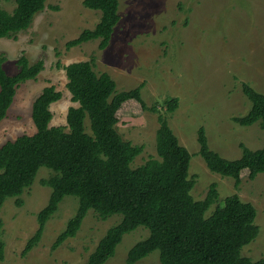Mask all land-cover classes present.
Returning <instances> with one entry per match:
<instances>
[{
    "label": "rangeland",
    "instance_id": "1",
    "mask_svg": "<svg viewBox=\"0 0 264 264\" xmlns=\"http://www.w3.org/2000/svg\"><path fill=\"white\" fill-rule=\"evenodd\" d=\"M15 6V0H0V7L9 11ZM118 11L120 20L104 49L99 48V39L67 46L69 40L100 21L101 11L86 7L83 0H46L29 28L0 38V53L6 55L4 67L9 74L18 71L17 60L22 54L31 63L44 61L37 78L19 86L8 115L0 121V145L35 132L32 105L47 85L53 84L63 93L51 105L52 124L65 125L68 108L77 102L67 87L64 65L94 57L95 71L108 72L117 90L143 84L141 94L147 105H157L169 118L180 143L192 154L189 172L196 179L191 190L195 199L203 198L210 184L217 182L220 204L237 192L256 206L260 231L242 253L253 259L264 257V172L253 179L243 174L237 189L233 177L209 169L197 139L199 127L204 126L211 148L229 159L241 156V143L252 149L264 146V129L258 122L241 125L233 119L251 107L243 82L264 94V0H119ZM170 97L179 98L177 109L171 113L163 103ZM158 114L131 105L120 116L117 128L124 139L144 145L133 167L157 155ZM52 173L42 166L21 195L22 204H17L16 197L4 202L0 264H83L108 228L121 220V214L103 219L90 209L76 235L53 247L79 206L78 197L64 196L37 244L24 254L39 227L38 212L48 204L52 192L42 180ZM149 232L138 226L126 233L115 254L103 264H162L159 250L134 263L127 261L129 249Z\"/></svg>",
    "mask_w": 264,
    "mask_h": 264
},
{
    "label": "trees",
    "instance_id": "2",
    "mask_svg": "<svg viewBox=\"0 0 264 264\" xmlns=\"http://www.w3.org/2000/svg\"><path fill=\"white\" fill-rule=\"evenodd\" d=\"M15 2L12 11L0 7V38L13 37L29 28L34 16L46 6V0ZM83 4L100 10V21L69 40L67 46L99 39V48L104 49L120 20L119 0H83ZM94 60L92 57L64 65L67 87L77 102L68 108L65 125L52 124L51 105L63 93L55 85H47L32 105L35 132L0 145V235L4 229L1 209L6 199L16 197L17 204H22L24 190L46 166L53 173L42 183L52 192L48 204L38 212L39 227L28 240L24 254L37 244L64 196L73 195L78 197L79 206L53 247L76 235L90 209L103 219L122 215L83 264L105 263L115 254L123 236L138 226L150 232L129 249V263L159 250L162 264H264V257L253 259L242 253L260 231L256 206L237 192L220 204L217 182L210 184L203 198L195 199L191 190L196 179L189 172L192 154L180 143L169 118L157 105H147L141 94L143 84L119 91L108 72L95 71ZM5 61L6 55L0 53V121L8 115L19 86L37 78L44 68L43 59L31 63L22 54L17 60L18 71L9 74ZM242 88L251 107L246 114L234 116V121L241 125L258 122L264 129V94L247 82L242 83ZM163 103L171 113L177 109L179 98L170 97ZM131 105L159 113L157 155L136 167L132 163L144 145L124 139L117 128L125 107ZM197 139L199 153L209 169L233 177L237 189L243 174L253 179L264 172V146L252 149L241 143V156L229 159L211 148L204 126L199 127ZM212 205L214 209L207 214ZM0 256L3 257L2 242Z\"/></svg>",
    "mask_w": 264,
    "mask_h": 264
}]
</instances>
